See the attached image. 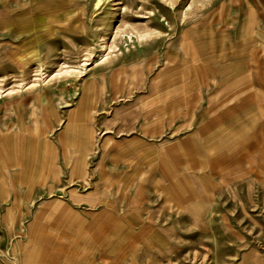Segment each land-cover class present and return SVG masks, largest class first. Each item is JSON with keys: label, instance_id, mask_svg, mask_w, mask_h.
<instances>
[{"label": "rangeland", "instance_id": "rangeland-1", "mask_svg": "<svg viewBox=\"0 0 264 264\" xmlns=\"http://www.w3.org/2000/svg\"><path fill=\"white\" fill-rule=\"evenodd\" d=\"M225 86L264 87V0H0V264L103 177L116 236L53 237L52 264H264V138L209 140ZM125 150L146 182L106 180Z\"/></svg>", "mask_w": 264, "mask_h": 264}, {"label": "crops", "instance_id": "crops-1", "mask_svg": "<svg viewBox=\"0 0 264 264\" xmlns=\"http://www.w3.org/2000/svg\"><path fill=\"white\" fill-rule=\"evenodd\" d=\"M255 88L257 92L251 86H244L242 94L235 91V89H238L237 86H225L221 89L219 97L221 107L219 112L220 127L217 132L213 130L210 133V141L213 139L220 142L226 140L237 141L250 147L252 142L258 140L257 138H264V96H260L264 93L262 91L264 87ZM255 94L257 98L254 99ZM233 102L236 106L243 103L245 107L242 110L237 108L236 114L230 116L231 123H228L229 118L227 117L229 114L226 113L225 118L227 119L225 120L222 117L225 112L224 106L228 107ZM197 132V130L195 132L189 131V138L195 139ZM145 154L146 151L142 150L109 153L106 156L107 159H110L107 162L108 167H113L116 163L121 162L127 165L128 172L108 174L106 180L123 179L132 183L146 182L147 178L142 176V173L139 176L136 174L138 169L147 170L148 164L142 160L143 157H146ZM123 158L127 160H123ZM145 173L143 172V174ZM104 182L105 178L103 177L97 182V186H94L92 194L73 192L71 193L72 198L68 201L50 198L44 200L32 216L28 238L26 242L24 241V247L30 251L26 253L21 250L19 264H52L53 255L50 243L53 237H66L69 243H74L79 236L90 239L92 236L98 235L99 231H103L105 237L113 239L116 236L117 203L112 198V196L115 197L114 191L110 192L109 184L104 185ZM107 196L108 199H106ZM121 196H126V193L123 192ZM81 198L88 199V203L82 208L76 202Z\"/></svg>", "mask_w": 264, "mask_h": 264}, {"label": "bare ground", "instance_id": "bare-ground-1", "mask_svg": "<svg viewBox=\"0 0 264 264\" xmlns=\"http://www.w3.org/2000/svg\"><path fill=\"white\" fill-rule=\"evenodd\" d=\"M33 152V148H32V145L30 146V149H29V159H28V163H29V165H31V153Z\"/></svg>", "mask_w": 264, "mask_h": 264}]
</instances>
